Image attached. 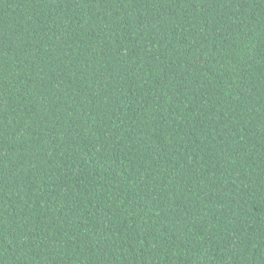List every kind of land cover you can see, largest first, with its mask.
Here are the masks:
<instances>
[{
  "label": "trees",
  "instance_id": "16d2710c",
  "mask_svg": "<svg viewBox=\"0 0 264 264\" xmlns=\"http://www.w3.org/2000/svg\"><path fill=\"white\" fill-rule=\"evenodd\" d=\"M0 264H264V0H0Z\"/></svg>",
  "mask_w": 264,
  "mask_h": 264
}]
</instances>
